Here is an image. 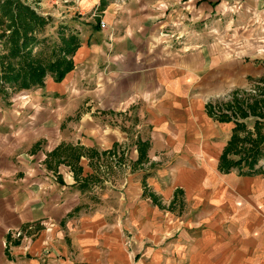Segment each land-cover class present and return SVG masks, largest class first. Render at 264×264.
Here are the masks:
<instances>
[{
	"label": "crops",
	"instance_id": "obj_1",
	"mask_svg": "<svg viewBox=\"0 0 264 264\" xmlns=\"http://www.w3.org/2000/svg\"><path fill=\"white\" fill-rule=\"evenodd\" d=\"M25 1L40 16L60 20L78 47L59 82L46 75L42 86L23 91L25 101L0 99V264H78L74 254L81 252L93 264L98 244L111 250H104L108 264H126L117 229L80 213L81 181L119 145L121 159L148 166L140 184L126 187L137 203L125 225L135 223L139 236L158 208L141 199L148 198L144 180L158 200L159 193L172 199L184 192L207 211L202 244L223 225L226 207L230 227L264 240V181L216 178L231 127L209 108L223 93L264 78V56L234 53L238 45L252 46L247 40L262 41L264 0ZM116 114L120 134L112 126ZM60 145L78 148L77 163L52 153ZM156 162L169 164L157 169ZM163 177L174 178L164 190ZM18 231L29 238H14Z\"/></svg>",
	"mask_w": 264,
	"mask_h": 264
},
{
	"label": "rangeland",
	"instance_id": "obj_2",
	"mask_svg": "<svg viewBox=\"0 0 264 264\" xmlns=\"http://www.w3.org/2000/svg\"><path fill=\"white\" fill-rule=\"evenodd\" d=\"M21 1L30 7V4L25 0ZM43 18L49 20L48 24L44 27L42 32L36 33L35 36L42 42L39 47L40 50H42V54L47 56L51 46L54 43L58 44L57 33L61 22L60 20L56 21L49 17ZM96 25L98 26V24ZM262 25H264V22ZM262 35H264V33H262ZM258 40L262 41L258 43L256 41V45L254 44V39L247 40V43L252 44V46L238 45L234 53L240 54L241 58L245 60H248L250 55L254 56L258 54V56L263 57L264 37ZM33 88L38 87H32L30 89ZM30 89L11 90L5 88L3 91H0V99L6 102L9 98L11 101H25L23 91ZM251 90H254L255 94L259 96L254 97L255 94H253ZM253 101L258 102L261 106H259V108L257 106L259 110H254L250 113L249 110ZM209 108L212 111L211 115L213 119L216 120L217 117H222L226 120L220 121V123L226 124V129L229 128L228 126L231 127L229 131L230 135L231 130L236 125L242 124L245 129L236 133L239 137L248 134L251 138H254L256 132L264 136V78L248 81V85L244 88L223 93L222 96L209 103ZM242 111L245 113L244 116L242 115ZM115 116L116 121L115 119L112 120V126L117 127L118 133L120 134L123 130V127L119 123L122 121V118L117 114ZM262 143L263 146L261 150L263 153L254 166V168L260 170L261 173L252 176H242L238 174L237 169H232L229 173L221 177L222 173L219 174L220 172L217 170L219 176L216 178H222L227 181L231 179L235 184L237 182V185L242 184V182L246 180H249L247 182L251 183V180L260 179L264 181V140ZM126 147H128L127 151H129L130 146L125 145L124 148ZM69 148L70 150H66L59 147L60 151L55 155H60L61 160H71V155H76L77 150L72 146H69ZM122 151L121 145H119L112 154L107 156L101 155L98 158L97 166H94L95 169H93L97 171L96 173L94 172L95 175L88 176L85 180L81 181V184H87L88 187L82 189L80 192L82 207L80 213L90 214L91 212L97 214L110 225L108 226L109 228L111 227L112 230L117 229V234H119L117 249L123 251L125 254L127 258L126 264H202V259L208 257L210 263L213 264H264V240L258 241V233L255 234L257 241L254 240V236L251 234L243 232L238 233V224H234L236 230L230 227V223L227 222L233 221V215L228 214V212L231 211L228 207L224 208L225 217L224 223H222L223 225H221L220 229L216 228L214 235L209 236L207 242L202 244V234L206 227V225L202 223V215L206 214L207 211L203 213L201 206L194 205L191 200L188 201L184 196V192H174L172 199L165 198L164 196L162 197L159 195L160 193L157 194L160 197H158L159 200L157 199L159 206L156 205L158 208H156L157 211L154 214V218L146 217L145 222H149L150 225H148L149 228L143 229L144 234L142 236L138 235L140 232H137L138 229L135 228L137 226L135 223H130L127 227L125 225V218H128L130 211L133 210L134 212L136 210L137 199L132 198L131 200L128 198L126 195V187L129 184H140L141 178L139 175L141 172L148 170V166L143 163L140 166L138 165L139 167L135 166L132 160H128L124 156L123 159H121L119 156ZM78 152L80 153V151ZM229 158L231 160L237 159V155L229 154ZM156 163L159 165H156L157 169L167 167L169 164V162ZM179 164L183 163L172 162L171 167L173 168ZM241 170L246 171V168L242 167ZM173 179L174 178L170 177L158 179L162 187L161 189L164 190L167 182L173 181ZM142 181L144 182V180ZM143 185L142 183L141 186ZM145 192L146 195H152L150 192ZM148 198L144 196L141 197V199L150 204V198L149 200ZM134 218L135 217H133V220ZM117 222L119 224H117ZM256 226L260 227L259 221H257ZM27 230H29V228ZM21 234L25 238H29L24 232H21ZM216 235H218V237ZM16 239L22 240L21 238ZM65 239L64 243L70 249L71 240L70 238ZM218 247L219 256H217ZM104 250H106L107 253L111 251L99 244L95 247L94 251L92 250L93 252L91 251L95 256L91 258L93 264H108V255H106ZM73 251L74 250H72V252ZM81 253L77 255L74 254L75 263L88 264L90 257H85L83 254L81 255ZM205 264L208 263L205 261Z\"/></svg>",
	"mask_w": 264,
	"mask_h": 264
},
{
	"label": "trees",
	"instance_id": "obj_3",
	"mask_svg": "<svg viewBox=\"0 0 264 264\" xmlns=\"http://www.w3.org/2000/svg\"><path fill=\"white\" fill-rule=\"evenodd\" d=\"M48 21L21 0H0V91L5 88L22 90L40 87L46 75H50L54 82H59L72 69L71 56L78 47V39L73 34H64L58 29V44L51 46L47 56L42 54L39 48L42 42L35 35L43 31ZM257 106L259 108L261 104L253 101L250 113L259 110ZM208 112L210 114L209 109ZM244 114L242 111L243 116ZM216 120L226 121L222 117H217ZM244 129V125L238 124L231 130L217 161V170L220 173L227 174L232 169H237L238 174L242 176L261 173L254 166L263 153L261 149L264 136L256 132L254 138L248 134L239 137L236 133ZM59 147L70 150L69 146L60 145L52 153L60 151ZM229 154L237 155V159L231 160ZM76 155H71V160L64 162L77 163ZM139 163L141 162L138 159L134 165ZM242 167H245L246 171L241 170ZM79 170L80 168L76 167L74 171ZM86 186L87 184L84 188ZM142 187L143 196L146 195V190L144 185ZM147 195L152 204L159 206L153 194Z\"/></svg>",
	"mask_w": 264,
	"mask_h": 264
},
{
	"label": "built area",
	"instance_id": "obj_4",
	"mask_svg": "<svg viewBox=\"0 0 264 264\" xmlns=\"http://www.w3.org/2000/svg\"><path fill=\"white\" fill-rule=\"evenodd\" d=\"M98 26L99 28H104V23L103 22H98ZM253 94H255V91L254 90H251ZM259 96L258 94H255L254 97H257ZM15 238H21V239H26L24 236H22L21 232L18 231V232H15L14 235H13Z\"/></svg>",
	"mask_w": 264,
	"mask_h": 264
}]
</instances>
